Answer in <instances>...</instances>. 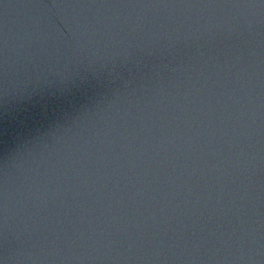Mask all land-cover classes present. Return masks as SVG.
<instances>
[{
  "label": "water",
  "instance_id": "95a60500",
  "mask_svg": "<svg viewBox=\"0 0 264 264\" xmlns=\"http://www.w3.org/2000/svg\"><path fill=\"white\" fill-rule=\"evenodd\" d=\"M0 264H264V0H0Z\"/></svg>",
  "mask_w": 264,
  "mask_h": 264
}]
</instances>
